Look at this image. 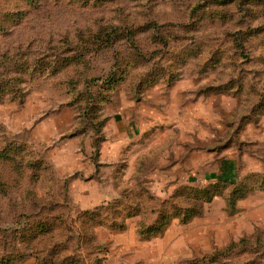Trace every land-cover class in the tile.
<instances>
[{"label":"rangeland","instance_id":"obj_1","mask_svg":"<svg viewBox=\"0 0 264 264\" xmlns=\"http://www.w3.org/2000/svg\"><path fill=\"white\" fill-rule=\"evenodd\" d=\"M191 206L157 264H264V0H0V264H121Z\"/></svg>","mask_w":264,"mask_h":264},{"label":"trees","instance_id":"obj_2","mask_svg":"<svg viewBox=\"0 0 264 264\" xmlns=\"http://www.w3.org/2000/svg\"><path fill=\"white\" fill-rule=\"evenodd\" d=\"M220 182L225 183V184H233V182L219 181V183ZM246 188H247V191H248V189H251V187H246ZM252 188L255 189V188H257V186L255 188L252 186ZM245 192L246 191H241L237 187L233 188L230 195L227 197V204L233 205L235 203L236 199L242 198L243 196H245ZM215 193H216V191H215ZM210 199H211V197H208L206 199V201H210ZM173 213L174 214H171V213H167L165 211L161 214H158L157 218L151 224L141 226L137 231L139 238L141 240H149V239L153 238V236H155V237L161 236L164 233V230L166 229L165 227L167 226L169 221H171L172 218L179 216L181 223H187L194 216L200 214L201 212H200V209H198L197 207L191 206V207H186L184 209L179 208V212L175 211ZM246 239H248V238H241L238 241H231L228 245L223 247V249L215 251L214 253H212L210 255L203 256L200 259L196 260L195 262L207 261L210 263L215 262L218 264H260V263L256 262L255 260L243 262V263L220 262V260L218 258L219 255H222L225 252H228L230 254L238 244L243 243ZM67 260H69V262H67ZM53 264H85V260L83 257H80L78 255H74V256L63 258L59 263H58V261H55ZM94 264H100L99 260L95 261V259H94Z\"/></svg>","mask_w":264,"mask_h":264},{"label":"crops","instance_id":"obj_3","mask_svg":"<svg viewBox=\"0 0 264 264\" xmlns=\"http://www.w3.org/2000/svg\"><path fill=\"white\" fill-rule=\"evenodd\" d=\"M167 232L168 230L161 236L151 238L149 240H141L139 238L137 231L136 232L134 231L133 233H131L130 231L129 232L125 231V233H127L126 235L128 236L133 235V239L130 238L126 239L124 241L123 246H121L123 247L121 251H123L124 254L128 255L124 257L125 259L128 257L127 260L121 264H131V262L129 261V257L131 256V254H133L132 250H134V254H135V255L133 254L132 261H135V264H157V261L161 258L157 257V251L153 250L152 247L158 244H163L161 239L165 237ZM136 244L137 247H135ZM138 246L140 247L138 248ZM170 246L173 247V245ZM167 259H169L168 256H165V259H163L162 261H166ZM86 261L88 260H85V264H89ZM101 264H107V263L102 262Z\"/></svg>","mask_w":264,"mask_h":264}]
</instances>
